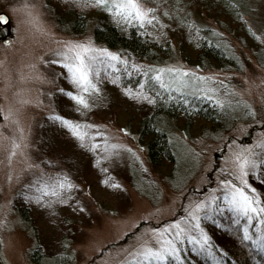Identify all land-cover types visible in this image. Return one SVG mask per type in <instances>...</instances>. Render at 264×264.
<instances>
[{
    "label": "rangeland",
    "instance_id": "obj_1",
    "mask_svg": "<svg viewBox=\"0 0 264 264\" xmlns=\"http://www.w3.org/2000/svg\"><path fill=\"white\" fill-rule=\"evenodd\" d=\"M48 1L0 0V12L10 17L6 26L0 25L1 263L121 264L138 242L148 238L149 228L174 220L183 226L191 205L204 201L199 224L209 243L201 249L185 237L178 241L181 254L192 264H225L220 256L228 247L245 245L253 256L261 255L255 264H264V251L255 243L259 236L255 218L249 222L235 213L221 184L224 180L239 184L233 157L251 151L261 163L247 180L264 201V179H257L264 168V0H242L241 26L193 5V18L226 51L228 61L222 65L188 62L175 36L168 58L149 63L94 38L95 10L100 7L94 0H69L80 12H93L78 31L71 22L59 24ZM144 4L156 9L154 14L161 12V7ZM69 41L106 48L153 75L161 68L189 70L178 84L180 91L219 101L221 125L202 122L187 130L179 120L168 119L165 128L175 150L174 165L171 171L153 165L138 134L115 118L119 107L150 114L151 97L129 96L125 89L99 82L100 91L89 97L91 107L78 105L66 94L77 91L66 69L55 63L60 59L56 53ZM162 75L169 85L177 82L175 72ZM55 115L96 127L88 128L81 143L68 126L52 118ZM57 174H66L73 186L60 196L38 200L32 186ZM212 196L217 197L215 202ZM245 225L252 240L244 238ZM259 227L264 230L263 224ZM192 234L200 237L198 230Z\"/></svg>",
    "mask_w": 264,
    "mask_h": 264
},
{
    "label": "trees",
    "instance_id": "obj_2",
    "mask_svg": "<svg viewBox=\"0 0 264 264\" xmlns=\"http://www.w3.org/2000/svg\"><path fill=\"white\" fill-rule=\"evenodd\" d=\"M144 2L161 7V12L155 14L158 17L156 21L143 27L135 22L128 24L118 21L106 10L98 7L95 10L94 38L149 63L159 64L158 62L167 59L172 52V37L175 36L178 38L181 56L190 63L201 64L207 60L222 65L228 61L225 49L215 43L216 40L209 35L208 28L207 30L202 28L193 18L191 10L193 5H198L211 17L228 23L236 22L241 26L244 23L242 0H144ZM48 5L53 9L54 18L59 24L71 22L75 31L84 28L88 16L93 15L91 11L85 14L71 7L69 0H49ZM131 65V63L127 66L118 65L122 71L114 74L101 72L99 82L102 85L128 90H136L141 84L145 85L144 91L148 98L151 97L153 100L151 113H138L137 108L119 107V112L115 110V118L126 129L138 134L139 140L147 148L149 161L153 165H164L170 170L174 165L175 150L165 128L167 120H179L178 124L187 130L202 122H211L215 127L222 123L221 108L216 100L206 96L193 95L185 91H168L160 86L152 73L144 71L143 68H132ZM22 214L28 220V211ZM259 256L256 253L253 256L249 246H230L226 254L220 256V260L222 259L225 264H255ZM182 257L184 262L181 264H192L184 254Z\"/></svg>",
    "mask_w": 264,
    "mask_h": 264
},
{
    "label": "snow or ice",
    "instance_id": "obj_3",
    "mask_svg": "<svg viewBox=\"0 0 264 264\" xmlns=\"http://www.w3.org/2000/svg\"><path fill=\"white\" fill-rule=\"evenodd\" d=\"M94 3L106 10L114 19L128 24L135 22L143 27L145 24H152L158 19L154 14L156 9L146 7L144 0H94ZM7 19L6 15L0 14V22ZM56 55L60 59H57L55 63L62 65L66 69L67 78L77 90L68 91L66 94L83 108L91 107L89 103L90 95L100 91L98 83L101 72L118 73L122 71L118 65L127 66L129 63L127 59L120 57L117 53L111 52L106 48L95 47L90 42L69 41L64 45V49L58 51ZM131 67L139 68L140 66L132 64ZM188 71L182 68H161L155 72L154 79L162 88L175 87L177 91H180L178 84L184 82L185 74ZM165 72L177 73V82L171 85L166 83L162 75ZM144 87L145 85L141 84L136 93L128 89H125V92L129 96L135 95L138 98L147 99L148 95L144 91ZM60 91L64 90L61 89ZM77 111H80V108H77ZM52 118L68 126L81 143L89 135L88 128L96 127L95 125H89L86 121H72L59 115H55ZM13 147H18V145L14 144ZM233 159L237 161L236 169L238 171L239 184L233 183L231 180L221 181V184L227 189L224 199L235 213L244 216L249 222H252L255 218L257 232L259 233L255 243L261 251H264V230L259 227V225L264 224V201L261 199V193L247 180L249 172H257V165L261 161L251 151H248L247 154L242 151L234 155ZM257 179H264V168L259 170ZM72 186L66 174H57L53 179H39L37 184L32 187L37 192V199L43 200L44 195L57 197L61 195L63 189L71 188ZM216 199L217 197L215 196L211 197L213 202ZM61 202L66 203L67 201L61 200ZM205 207L204 201L191 205L192 211L189 216L182 218L184 221L183 226L181 220H174L171 225L164 224L163 226L149 228L147 230V233L150 234L148 238L138 242L132 251L127 254V257L121 261V264H169V262L171 264H179L183 257L178 241L183 240L185 237L201 249L207 247L210 238L200 228L199 224V210ZM194 230L200 232L199 238L192 234ZM244 238L246 240L253 239L247 225L244 227ZM193 250L195 251L196 249L193 248Z\"/></svg>",
    "mask_w": 264,
    "mask_h": 264
},
{
    "label": "water",
    "instance_id": "obj_4",
    "mask_svg": "<svg viewBox=\"0 0 264 264\" xmlns=\"http://www.w3.org/2000/svg\"><path fill=\"white\" fill-rule=\"evenodd\" d=\"M0 14H4V15H6V16L8 17V19H7L6 21L0 22V25H1V26H6V25L9 23V21H10V17H9V15H8L6 12H4V11H1ZM0 264H2L1 261H0Z\"/></svg>",
    "mask_w": 264,
    "mask_h": 264
}]
</instances>
